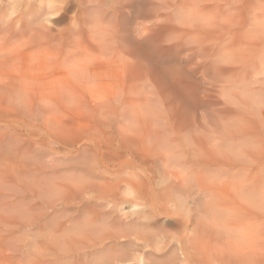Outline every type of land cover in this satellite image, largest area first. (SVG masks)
Wrapping results in <instances>:
<instances>
[{
  "label": "bare ground",
  "instance_id": "1",
  "mask_svg": "<svg viewBox=\"0 0 264 264\" xmlns=\"http://www.w3.org/2000/svg\"><path fill=\"white\" fill-rule=\"evenodd\" d=\"M6 1L0 4V196L20 181L33 198L49 201L54 195L52 205L43 204L52 211L95 202L119 215L128 208L119 222L126 213L139 219L170 216L177 227L172 236L166 232L168 241L180 252L174 257L170 249L171 264H264V0H63L66 7L60 5L52 24L46 21L52 12L37 11L36 0L28 2L37 9ZM140 13L152 20L141 41L135 36L137 22L144 21ZM35 151L52 164L43 165ZM80 155L92 158L89 179L78 168L81 179L77 172V179L68 174ZM34 203L29 208H39ZM7 205L0 208L10 210ZM94 208L93 213L103 210ZM40 209L34 218L46 215ZM91 209H83L86 219L82 211L84 225L78 222L86 232L66 223V216L60 221V210V222L51 226L55 233H49L55 238L43 235L48 243L40 236L41 244L48 249L56 238L61 244L70 237L68 247L86 253L88 242L98 250L116 241L111 233H123L118 241L131 233L115 220L110 224L121 230L113 225L108 234L104 220L91 241L84 235L98 216ZM11 217L0 215V248L13 243L6 236L19 221ZM75 228L90 240L81 233L78 238ZM143 229L131 233L135 239L139 233L140 243L150 235ZM66 246L60 248L66 252Z\"/></svg>",
  "mask_w": 264,
  "mask_h": 264
},
{
  "label": "rangeland",
  "instance_id": "2",
  "mask_svg": "<svg viewBox=\"0 0 264 264\" xmlns=\"http://www.w3.org/2000/svg\"><path fill=\"white\" fill-rule=\"evenodd\" d=\"M4 1H6V0H2V2H0V4H1V3H2V4H6V3H7V1H6L5 3H4ZM12 1H13V2H16V1H17V5L19 4V7L23 6V4L25 5L26 3H30V2H31L30 0H29L30 2H28V0H21V1H19V0H12ZM12 1H10V2H12ZM24 1H25V2H24ZM32 1H35V0H32ZM36 1H37V3H36V2H32V3L29 4V6L32 7V6H31L32 4L35 6V3H36V6L39 4L38 7H37L38 9L35 8L36 6H35V7L33 6L32 9L35 8V9H37V11L41 9L40 11H44V10H45V11H49V13L52 12L51 14H49V15L47 16V19H46V21H49V22H51V24H52V23L55 22V20H54V22H53L54 16H55V18H56L57 15L59 14L56 10L60 9L61 7H62V8L66 7V4L69 3V2H70V3H71V2L74 3V5H77L80 1H83V0H78L79 2H77V0H75V1L77 2L76 4H75V1H74V0H71V1H69V0H65L67 3H65V1H63V0H36ZM38 1H39V3H38ZM68 1H69V2H68ZM73 1H74V2H73ZM149 1H150V0H149ZM151 1H153V0H151ZM153 2H156V0H154ZM158 2H159V0H158L156 3H158ZM41 4H42L43 7L41 6ZM62 4H63V5H62ZM64 4H65V5H64ZM49 5H50V6H49ZM57 5H58V7H57ZM60 5H61V7H60ZM46 6H48V7H46ZM55 6H56V7H55ZM63 6H64V7H63ZM49 7H50V8H49ZM42 8H43V10H42ZM46 8H48V9L46 10ZM51 8H52V9H51ZM56 8H57V9H56ZM62 8H61V9H62ZM45 11H44V12H45ZM53 12H54V13H53ZM70 14H71V13H69V15H70ZM140 15H141V13H140ZM52 16H53V18H52ZM71 16H73V14H72ZM144 17H146V18H144ZM140 18H142L144 21H143L142 19H140ZM140 18H139L140 21L142 20L143 22H146V23H143V22H141V23L139 22V23H138V22H137V25H136L135 36H136V38H137L138 40L141 41V40H143V38L145 37L144 34H143V31H144V33H145V27H146V26L148 27V26L150 25L149 22H151L152 20H150V17L147 19V16H145V14L141 15ZM145 20H146V21H145ZM149 20H150V21H149ZM138 21H139V20H138ZM148 21H149V22H148ZM147 22H148V24H147ZM143 24H144L145 26H144ZM146 24H147V25H146ZM138 25H139V26H138ZM137 26H138V27H137ZM147 27H146V28H147ZM142 30H143V31H142ZM141 33H142V34H141ZM140 36H141V37H140ZM154 104H155V105H154ZM154 104H153V105L155 106V108H156V110H157V111L155 110L156 112H159V111H158V110H159V107H161L160 110H161V112H163V109H162L163 107H162V105L159 106V103H158V104H157V103H154ZM154 106H153V108H154ZM157 107H158V109H157ZM155 108H154V109H155ZM152 111H153V109H152ZM155 111H153V112L155 113ZM159 114H160V113H159ZM161 114L164 115V113H161ZM35 154H36V151H35ZM40 154H41V155H40ZM36 156L38 157V159H40V160L42 161V163L44 162L43 165L46 164V165L49 166V165L52 164V161H51L50 157L48 158V155H46V157H43L44 154L38 152V153L36 154ZM84 156H85V155H80L78 158H76V159L74 160V162L72 161V164H73V163H76L75 161H77V163H79V166H78V164H77L76 166H74L75 164H73V165H72V164H69V165H71V166H74V167H71V166H70L72 172L70 171V173H68L69 175H70L71 173H72V174L74 173V175H75L76 172H77L76 175L78 176V170H79L80 173L82 174V175H81V174L79 173V176H78L79 178L76 177V175L73 176V178L81 179V178H80V175H81V177L83 176L82 178H84V179H85V178H86V179H89V177H91L90 175H92L91 171H92V162H93V161H92V158H91L90 156H85V157H84ZM41 157H42V159H43L44 161L41 159ZM83 157H84V159H83ZM44 158H48L50 161H49L48 159H44ZM81 159H82V160H81ZM45 160H46V162H45ZM48 161H49V162H48ZM47 162H48V164H47ZM57 162H58V160H57ZM57 162H56V163H57ZM82 165H87V166L84 167V166H82ZM80 166H81V167H80ZM68 167H69V166H68ZM75 167H76V168H75ZM83 167H84V170L82 169ZM74 168H75L76 170H75ZM77 168H78V170H77ZM80 168H81L82 170H81ZM73 169H74V170H73ZM74 171H75V172H74ZM81 171H82V172L85 171V172H83V173H85V175H86L85 177H84V175H83V173H82ZM50 173H51V172H50ZM50 173H49V175H50ZM52 174H53V172L51 173V176H50V177H52L53 175H55V174H53V175H52ZM87 176H88V177H87ZM50 179H51V178H50ZM27 180H28V179H27ZM27 180H26V181H23V182H24V186H25V184H26L27 182L29 183L31 179L28 180V181H27ZM23 182L21 181V183H23ZM25 182H26V183H25ZM13 183H14V182H13ZM13 183H11V185L16 186L15 191H16L17 189L20 188V190H21L22 192L25 191L23 194H26V195H24V197L22 196L23 194L20 195V193H21L20 190H19L20 193L17 191V192L19 193V196H18V195H15V193H14L15 191H14V190L11 191V189L13 188V186L10 188L11 193H8V192H10V191H9V190L7 191V189H5V188H8V187H5V186H4L3 189H2V192L6 190L7 195L5 194V192L2 193L3 196H2V194H1V196H0V200H1L0 203H1V205H2V202L5 201V205H7L8 202H9L10 204L12 203V206H11L10 204L7 205L8 208H10V210L0 208V211H1L0 215H1V217H3V218L7 217V215H8V217H9V216H12V217L14 216L13 218L11 217V218L13 219V222H14V220H16V219H17V222H18V221H19V222H18V224H17L16 221H15V222L13 223L14 225H12V228L15 227V226H16V227L18 226L17 228H18V229L20 228V230H18L16 227H15L16 229H11V227L9 228V231H10V232H9L8 235L6 236V240H7V243H10V242H13V243H11V246H9V244H5V247H6V245H8L7 247H9V249H8V248H5V247H4L5 249H4L3 247L0 248V264H40L41 262H42V264H65V263H66V264H67V263H69V264H89L90 262H93L92 264H94V262H95V263H98V264H106V263H107V264H110L111 262L109 263V261H112L111 264H117V263H121V262H122L121 264H124L125 260H126L127 263H128V262L130 263L134 257H135V258H134V261H132V263L135 264L134 262H139L138 264H140V258L143 256L142 252H145L144 255H145V254L147 255V256L145 255L144 257H142V259H143V258L145 259V260L143 259L144 262H145V263L147 262L146 264H148V262H149V264H150V263H151V264H162V263H164V262H165L166 264H171V263H170V260H169V263L166 262V261H168V259H170V258L172 257L171 254H172V252L174 251V247H172L173 244H170V241H168V239H170V236H169L170 234H171V236H172V234H174V233L176 232L175 230H176V227H177L176 225H177V224L175 225V222H174L172 219L169 218L170 216H166V217H164L163 215H160V216H158V217L155 216L154 219H153L154 216H152V218L150 217V218H148V219H147L146 217H145L146 219H145V218L142 219V216H141V217H140L141 219H139V218H137V217H139L138 215H136V216H135V215H128V214L130 213V212H128V211H129L128 208H125L124 211L122 210L123 212L121 211L122 213H121V215H119V214H120V213H119L120 211H119L118 213L114 214L113 212H109V211H110L109 208H106V209H105L104 206H101V205H99V204H98V205H99V208H100V209L103 208V210H104L105 212H104L103 210H100L101 213H96V212L93 213V211H92V210H93V207L96 208V207L98 206L97 204H95V202H93V204H91L92 202H91V203L88 202L89 204H86V203H83V204H82V203H81V205H83V206H85V207L81 206L80 204H79V205L77 204V205H75V207H74V209H77V210H73V209H72L73 207L67 209V207L59 206V207H56V208L58 209V211H57L58 213L55 212V213L57 214V215H56V214L54 213V211H56L57 209H55V210L53 209V211H52V208L50 209V207H48L49 210L47 211L48 208H47L46 206H45V207H46V208H45L44 205H43V204L46 205V204L51 203V202H52V204H53V203L55 202L56 198H55V196H54L53 194H52V195H53V198H52L53 200H51L50 197H49V199H50L49 201H48V199H45V198H48V196L44 197V199L42 198L43 195H42V196H41V195L38 196L39 198H40V197L42 198V199H41V198H40V199L43 200L44 203H43V201H42V202H39V201H38L39 198H38L37 196H34V197L36 198V199H35V198H33V195L29 193L28 190H27V192H26V189H25V188H27V185H26L25 188L23 187V188L25 189V190H24V189L21 188V186H23V184H20V181H19L18 184H17L18 186H17L15 183H14V184H13ZM16 183H17V182H16ZM28 183H27V184H28ZM7 185H8V184H7ZM7 185H6V186H7ZM19 185H20V186H19ZM8 186H9V185H8ZM9 187H10V186H9ZM14 188H15V187H14ZM28 188H30L29 184H28ZM4 189H5V190H4ZM17 192H16V194H18ZM9 194H10V195H9ZM12 194H14V195H12ZM28 194L31 195V196H29ZM11 195H12V196H11ZM27 195H28V196H27ZM6 196L8 197V199H7ZM2 197H4V198H2ZM18 197H20V198H18ZM27 197L29 198V200H28ZM31 197H32V199H31ZM5 198H6V199H5ZM22 198H24V199L26 198V199L24 200V199H22ZM37 198H38V199H37ZM54 198H55V199H54ZM14 199H15V200H14ZM18 199H19V200H18ZM20 199H21V200H20ZM33 199H34V200H33ZM40 199H39V200H40ZM6 200H7L8 202H7ZM16 200H17V201H16ZM30 200H31V202H30ZM32 200H33V201H32ZM41 200H40V201H41ZM11 201H13V202L15 201L14 205H13V202H11ZM22 201H24V202H22ZM26 201H27V202H26ZM34 201H35V203H34ZM46 201H47V203H45ZM50 201H51V202H50ZM16 202H17V203H16ZM18 202H21L22 204L25 203L26 205L24 204L25 206H23V205L21 204V205H22V206H21ZM6 203H7V204H6ZM27 203H28V205H27ZM29 203L32 204L31 206H33V203H34V205L37 203V204L39 205L38 207L41 208V209H40V212H41V213H45V211H46L45 214L47 215V212H49V213H48L49 216L47 215L48 218L46 217V215H43V214L37 215L36 218H34V217H35V216H34V213H35V212H38V211H39V208H33V207H32L33 209H31V208H29ZM41 204H42V205H41ZM52 204H48V205H52ZM85 204H86V205H85ZM16 205H17V206H16ZM48 205H47V206H48ZM89 205H90V206L92 205V206L89 207ZM94 205H95V206H94ZM96 205H97V206H96ZM9 206H11L12 208L9 207ZM13 206H14V207H13ZM31 206H30V207H31ZM36 206H37V205H36ZM40 206H43V207H40ZM76 206H78L79 209H78V207H76ZM100 206H101V207H100ZM82 207H83V209H86V207H87V210H86V211H89L90 208H92V209H91V212H92L93 214L96 213V215H98V216H97L98 218L95 217V216L93 215V217H95L96 219L93 218V217H90V219H87V220H90V221H91L92 218H93V221H94V222H95V220H96V221L99 220V222L97 221V224L94 223L93 221H91V222H90V223H91L90 225L93 224V226L95 225L96 227L93 228V226H90V227H92V228L94 229V231H93L92 228H89V229L87 230V232L90 230L89 233H85V234H84V233H81V232H82V231L86 232V229L83 230V228H85V227L83 226V225H84L83 222H85L84 219L89 218V216H88L89 212H85V210H83ZM88 207H89V208H88ZM42 208H44V210H43ZM59 208H61L60 210H62V209L64 208V211L62 210L63 213H62V211L59 210ZM95 208H94V209H95ZM99 208L97 207L96 209H99ZM29 209H30V211H29ZM36 209H37L38 211H36ZM66 209H67V210L70 209V210L67 211ZM71 209H72V210H71ZM88 209H89V210H88ZM127 209H128V211H127ZM31 210H32V211L35 210V211L31 213ZM41 210H42V211H41ZM78 210H79L80 212H79ZM108 210H109V211H108ZM5 211H6V212H5ZM43 211H44V212H43ZM51 211H52V212H51ZM66 211H67L68 213H67ZM76 211H77V212H76ZM82 211H83L84 213H86L85 215L88 216V217H86ZM94 211H95V210H94ZM98 211H99V210H97V212H98ZM100 211H99V212H100ZM7 212H9V213H7ZM28 212H29V213H28ZM73 212H74V213L76 212V215H74V216H75L76 218L78 217L77 219L75 218L76 221H75L74 219H72V217L74 218V216H73L74 213H73ZM81 212H82V213H81ZM91 212H90V214H92ZM107 212H108V213H107ZM124 212H128V214H127V213L125 214V218H122L123 221H121V222H122V223H121V222H119V220L121 219V217H119V216H122V215H123L122 217H124V214H123ZM4 213H5V214H4ZM11 213H12V215H11ZM52 213H54V215H52ZM61 213H62V215H61ZM64 213H65V215H64ZM69 213L71 214V215H70L71 218L69 217ZM77 213H79L80 215H79V214L77 215ZM87 213H88V214H87ZM102 213H103V214H102ZM109 213H113L114 215H113V216H110V215H108ZM20 214H21V215H20ZM26 214H27V215H26ZM81 214H82V215H81ZM3 215H6V216L4 217ZM35 215H36V213H35ZM41 215H43V218L41 217ZM50 215L53 216V218L50 217ZM55 215H56V216L61 215V217H63V219H61L60 216H58L59 218H57ZM100 215H101V216H100ZM39 216H40V217H39ZM54 216H55V217H54ZM65 216H66V220H65L66 223H69V225H70V224H71V225H72V224H74V225L77 224L76 227H78V226L81 227L80 229H81L82 231H79V232H78L79 234H77V232L75 231V230H78L79 227H78V229L75 228L74 231H73L74 233H76L75 235H77L78 238H79V236H81L80 233L82 234V236H84V235L87 236V238H88V237H89V238L91 237L90 234H91L92 237H93V235H94L97 231H98V232L100 231V227L102 228V226H103L104 223H105V224H104L105 227L103 226V228H106V227L108 226V228H107V231H108L107 233H108V234H110V233H109V230H110V229H111V232H113L112 230L114 229V231H115V228H116V230H117V229H118V230H121V229H123V230H124V229H127V230H128V227H129L130 230L132 229L131 231L128 230L129 233L131 232V233H133V235H134V232H135V236H136V234H137L136 231H140V230H142V228H144V229L146 230L145 232L149 233L150 235L146 234V235L144 236L143 234H145V233L140 234V236L143 235V238L146 237V239H148V240H145V239H144L145 241L143 242V241H142V238H140L141 243L143 242L142 245H141V243L138 242L139 239L137 240V237L139 236V233H138V236L136 237V239H135V236H133V235L130 233L131 235H130V234H127L126 237H125V234H124V237H125V238L122 237V238H124V239L121 238V240L118 241V237H119L120 233H118L119 231H117V232L115 231L114 233H111V235H112V234H116V235H113V236H115L114 238H115V240H116L117 242H116L115 240H114L115 242H113L112 240H111V242H110L109 240H107V241L105 242V243H107V244H105V247H103V248H102V247H101V248L99 247V248H97L98 250H95L96 248H91V247L89 248V246H90V245L88 244L89 242H88V243L86 242L87 245H88L87 250H86V248L84 249V247H86V245H85L84 247L82 246V247H83V250L86 251V253L80 250V253L83 252V253H81V254H85L86 256H84V255L82 256L79 252H78V253H74L75 251L77 252V250H78V248H76L77 245H75L76 247L74 246V247L72 248V249H74V250L76 249L75 251H73L71 248L68 247V243H67V241L69 240L70 237L68 238L67 236H69L70 234L68 235L67 233H70V232L73 230V229H72V230L70 231L71 226L68 225V227H69L68 230H69L70 232L68 231V232L65 233V234H67L65 237L68 238V239L65 238L66 241L64 240V241H63L64 243L62 242V243H61L62 245H61V244H58V241H55V240L57 239V238H56L53 242H54V243L57 242V243H56L57 245L54 244V243H52V245H55L54 247H53L52 245L48 246V249L52 246L56 251L53 250L52 247L50 248V249H51V251H50V250H48V249L46 248L47 246H44V245L48 244V243L51 241V240H49L50 237H51V239H54V238H55V235L53 234V236H51V234H49V233H51V231L54 232V230H55L54 228H56L55 226H57V221H59V219H61L60 221H62V220L64 221ZM84 216H85V218L83 219ZM91 216H92V215H91ZM99 216H100V217H99ZM109 216H110V217H109ZM114 216H116L117 219H115L116 217H114ZM161 216H162V217H161ZM44 217H45V218H44ZM112 217H113V218H112ZM11 218H10V219L8 218V219L12 221ZM32 218H33V220H32ZM40 218H41V220H42V219H46V221L43 220V222H42V221L40 220ZM49 218H52V219H51L52 221H53V220H56L55 218H57L56 221H53L54 223H56V225H54L53 222H51V223H52V224H51V223H50L51 220H50ZM118 218H119V219H118ZM128 218H129V220H128ZM30 219H31L32 221H31ZM47 219H48V220H47ZM69 219H70V221H69ZM106 219H107V221H106ZM126 219H127V220H126ZM151 219H152L151 222H154L155 224H154V223L151 224V222H150ZM35 220H36L37 222H36ZM71 220H72L73 223L71 222ZM82 220H83V221H82ZM104 220H105V222L102 223V221H104ZM112 220H114V221H112ZM115 220H117L116 224L119 222V224L116 225V226H118L119 228H120V224H121V229L115 227V223L113 224L114 226H113L112 224H110V222L113 223V222H115ZM131 220H132V223H133V224L131 223L130 225L134 226V228L136 229V231H135V229H134L132 226L129 225V223L131 222ZM135 220H136V222H135ZM140 220H141V221L148 220V221H145L146 223H144V222L141 223ZM29 221H31V224H29V223H30ZM34 221H35V223H37V226H36V224L34 223ZM40 221H41V223H40ZM47 221H48V225L46 224ZM60 221H59V222H60ZM74 221H75V222H74ZM81 221H82L83 225L80 226V224H81L80 222H81ZM129 221H130V222H129ZM138 221H140V222L138 223ZM44 222H46L45 224L47 225V227H46V225H42V224H44ZM59 222H58V223H59ZM78 222H79L80 224H79ZM92 222H93V223H92ZM108 222H109V223H108ZM124 222H125V223L127 222L129 226L127 225V223L125 224ZM148 222H149L150 226H148V225H149ZM156 222H157V223H156ZM19 223H20V225H19ZM32 223H33L34 225H32ZM87 223H89V221H86V224H85L86 226L89 225V224H87ZM101 223H102V224H101ZM123 223L125 224V226H126L127 228L124 226ZM15 224H17V225H15ZM50 224H51V225H50ZM78 224H79V225H78ZM106 224H107V225H106ZM122 224H123V227H125V228L122 227ZM135 224H138V225H135ZM140 224H141V225L143 224V227H142ZM146 224H148V225H146ZM31 225H32V226H31ZM49 225H50V227H51V226H54V228H53V227L50 228ZM101 225H102V226H101ZM144 225H146V228H147V227H148V228L146 229V228L144 227ZM151 225H152V226H151ZM19 226H20V227H19ZM43 226H45V227H43ZM82 226H83V228H82ZM111 226H113V229H112V228H109V227H111ZM139 226H140V227H139ZM34 227H35V228H34ZM41 227H43V229H42ZM72 227H73V226H72ZM97 227H98L99 229H98ZM114 227H115V228H114ZM130 227H131V228H130ZM141 227H142V228H141ZM149 227H150L151 229H149ZM44 228H45V229H44ZM95 228H97L98 230H95ZM103 228H102V229H103ZM10 229H11V230H10ZM39 229H40V230H39ZM91 229H92V230H91ZM102 229H101L100 233L102 232ZM144 229H143V232H144ZM148 229H149V230H148ZM12 230H15V231L13 232ZM17 230H18V231H17ZM44 230H45V231H44ZM47 230H48V231H47ZM105 230H106V229H105ZM105 230H103V231H105ZM127 230H126V231H127ZM126 231H125V232H126ZM128 231H127V233H128ZM133 231H134V232H133ZM148 231H149V232H148ZM173 231H175V232H173ZM41 232H42L43 234H42ZM53 232H52V233H53ZM120 232H121V231H120ZM122 232H123V231H122ZM140 232H141V231H140ZM153 232H154V233H153ZM164 232H165V233H166V232H170V234H169V233H166V234H165ZM172 232H173V233H172ZM15 233H16V234H15ZM39 233H40V234H39ZM54 233H55V232H54ZM74 233H73V234H74ZM105 233H106V232H105ZM105 233H103L102 235H105ZM117 233H118L119 235H118ZM10 234H11V235H10ZM12 234H14V235H12ZM71 234H72V232H71ZM83 234H84V235H83ZM168 234H169V235H168ZM9 235H10V236H9ZM38 235H39V236H38ZM43 235H44V236H47V235L49 236V235H50L49 237L47 236V237L49 238V239H47V240H49V242H48L46 239H43V237H44ZM88 235H89V236H88ZM96 235H97V234H96ZM98 235H99V233H98ZM98 235H97V236H98ZM102 235L100 234V237H101ZM121 235H123V233H121ZM121 235H120V237H121ZM129 235H130L132 238H134V239H133V240L130 239L131 237H130ZM151 235L153 236V238H151ZM165 235H168L169 237H168V236H165ZM12 236H13V237L15 236V237L13 238V239H15V242H14L13 239L10 238V237H12ZM40 236H41L42 238H41ZM77 236L75 237V236L73 235V236H72V237H73L72 239H74V237H75V240H76ZM85 236H84V237H80V238H81V239L84 238L85 241H86V240L88 241V240H90V239H92L91 241H96V239H98V238H96V237H95L96 239H93L94 237H93V238H90V239H87ZM113 236H112V237H113ZM127 236H128V237H127ZM147 236H148V237L150 236L149 238H151V240H150ZM7 237H9V239H11V241L9 240V242H8V238H7ZM47 237H45V238H47ZM52 237H54V238H52ZM129 237H130V238H129ZM141 237H142V236H141ZM40 238H41V240L43 239L44 241H47L48 243L45 242V243H46V244H45L44 241H43L44 245H43V243L41 244V240H40ZM114 238H113V239H114ZM138 238H139V237H138ZM161 238H162V239H161ZM119 239H120V238H119ZM125 239H127V240L129 239V240L127 241V240H125ZM12 240H13V241H12ZM79 240H80V239H79ZM79 240H77V241H79ZM124 240H125V241H124ZM135 240H137V242L140 243V244H138L137 242L135 243ZM83 241H84V240H83ZM108 241H109V242H108ZM131 241H132L133 243H132ZM157 241H158V242H157ZM159 241H160V243H162V244H163V242H165V244H166V243L169 244V245L166 244L168 247H167L166 245H164V246H166V247H164L162 244H159ZM65 242H66V243H65ZM68 242H69V241H68ZM147 242H149L148 245L146 244ZM82 243H83V245L86 244V243H84V242H82ZM82 243H81V244H82ZM108 243H109L110 245H108ZM113 243H115V244L113 245ZM144 243H145V247H146V245L148 246V247H146V249H145V247H144ZM150 243H151V244H150ZM40 244H41V245H40ZM50 244H51V243H50ZM63 244H65V246H66V244H67V246H66L65 248H68V249H66V250L68 251V253H69L70 255L67 253V251L64 252V251H65V250L63 249L64 247H63V248H60V247L63 246ZM81 244H78V246H81ZM149 244L152 246V248H149ZM154 244H155L156 248H153V247H155ZM158 244H159V246L161 245V246H160L161 248H159L160 250L157 248ZM42 245H43V246H42ZM48 245H49V244H48ZM58 245H61V246L58 247ZM111 245H112V247H110ZM138 245H139L140 247H142V246L144 247V248H143V247L140 248V250H139L140 253H139V251H138V249H139ZM170 245H171V247H170ZM41 246H42V247H41ZM56 246H57V248H59V249H56ZM106 246H107V248H106ZM159 246H158V247H159ZM162 246H163L164 248H162ZM109 247H110V249H109ZM44 248H45V249H44ZM80 248H81V247H80ZM80 248H79V249H80ZM171 248H172V249H171ZM60 249H63V251L60 250ZM81 249H82V248H81ZM99 249H100V250H99ZM106 249H107V250H106ZM118 249H119V250H118ZM121 249H122V250H121ZM143 249H144L145 251H144ZM155 249H156V250H155ZM170 249L173 250V251L171 252ZM45 250H46V251H45ZM69 250H70V251H69ZM88 250H89L90 252H87ZM101 250H102V251L105 250V251L102 252ZM120 250H121V251H120ZM124 250H125V251H124ZM136 250L138 251L139 254L137 253ZM167 250H168V251L170 250V251L168 252ZM9 251H10V252H9ZM47 251H50V252H48L49 254H47ZM54 251H55V252H54ZM72 251H73V252H72ZM111 251H112L113 253H112ZM119 251H120V252H119ZM141 251H142V252H141ZM52 252H53L55 255L52 254ZM70 252H71V253H74V255L71 256V253H70ZM106 252H107V253H106ZM149 252L151 253V255L149 254ZM164 252H165V253H164ZM167 252H168V253H167ZM56 253H57V257H56ZM88 253H90V254L88 255ZM104 253H105V254H104ZM111 253H112V254H111ZM114 253H115V254H114ZM133 253H134V254H133ZM136 253H137L139 256H138ZM152 253H153V254H152ZM173 253H174V255H173L174 257L177 256L178 254H180V252H179V253L177 252V253H178V254H177L176 251H174ZM175 253H176V255H175ZM107 254H108V255H107ZM141 254H142V255H141ZM164 254H165V255H164ZM166 254H167V255H166ZM45 255H46V256H45ZM58 255H59V256L61 255V259H63V260L60 259V261H59V258H58L59 256H58ZM68 255H69L70 257H69ZM77 255H78V258H79V255H81L79 259L77 258V259H78V262H77V260H76ZM87 255H88V257H87ZM90 255H91V256H90ZM114 255H115V256H114ZM136 255H137V256H136ZM53 256H54V257H53ZM73 256H75V257H73ZM120 256H122V257H120ZM170 256H171V257H170ZM63 257H64V258H63ZM65 257H66L67 259H66ZM119 257H120V258H119ZM136 257H137V259H138V257H140V258L137 260ZM56 258H57L58 261L55 260ZM117 258H119V259L123 258V261H122V259H121V260H118ZM167 258H168V259H167ZM34 259H35V260H34ZM37 259H38V260H37ZM105 259H106V260H105ZM166 259H167V260H166ZM171 259H172V258H171ZM73 260H74V261H73ZM107 260H108V262H107ZM117 260H118V261H117ZM128 260H129V261H128ZM130 260H131V261H130ZM136 260H137V261H136ZM143 260H141V261H143ZM147 260H148V261H147ZM160 260H162V261H160ZM164 260H165V261H164ZM34 261H35V263H34ZM39 261H40V262H39ZM75 261H76V262H75ZM99 261H100V263H99ZM103 261H104V262H103ZM105 261H106V262H105ZM119 261H121V262H119ZM60 262H61V263H60ZM63 262H64V263H63ZM101 262H103V263H101ZM126 262H125V263H126ZM127 263H126V264H127ZM132 263H131V264H132ZM145 263H144V264H145ZM165 263H164V264H165Z\"/></svg>",
  "mask_w": 264,
  "mask_h": 264
}]
</instances>
